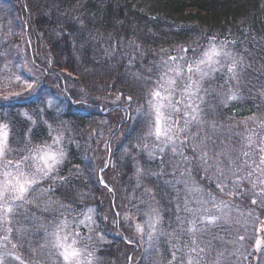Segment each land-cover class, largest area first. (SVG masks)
Masks as SVG:
<instances>
[{"label":"trees","instance_id":"1","mask_svg":"<svg viewBox=\"0 0 264 264\" xmlns=\"http://www.w3.org/2000/svg\"><path fill=\"white\" fill-rule=\"evenodd\" d=\"M17 3L18 27L20 24L25 31L34 63L43 69L46 78L59 85L64 95L61 104L49 106L47 99L52 94L44 91L43 84L39 96L0 99V124H7L9 129L10 151L6 160L14 164L24 162V157L32 159L33 154H38V147L50 144L65 152L57 169L49 177H42V186L48 190L43 198H49L48 209L28 204L29 225L36 226L37 218L41 223L49 222V229H54L67 220L80 232L89 251L94 252L96 264H123L122 256L121 262L119 258V263L115 260V250L108 248L107 242L118 243L123 246L122 253L129 255L142 254L145 249L139 251L140 242H134L127 225L116 218L121 210V195L130 215L144 227V215L150 208L159 209L164 224L183 215L185 208L181 203L194 184L202 187L207 196L218 195L217 202L223 200L217 184L224 185L225 192H229L235 177L218 179V173L216 177L214 173L203 174L190 138L183 146L178 145V150L182 147L189 157L185 162L180 155L173 154L170 146L154 137H145L149 121L143 113L148 110L149 91L156 87L167 66L182 62L180 57H185L186 65L194 63L215 37L216 44L227 41L226 46L246 57L238 54L237 79H231L229 73L221 77V72L214 80L218 87L227 81L233 88L235 85L239 99L227 101L226 93L218 92L214 106H204L202 110L205 121H215L216 130L206 123L195 127L199 134L211 137L206 144L210 156L226 146L236 149L233 156L238 155L242 136H247L249 130L264 137V118L248 119L261 112L264 115V0ZM0 43V52L8 48L3 34ZM170 57L177 59L173 62ZM70 75L82 90L69 87ZM112 95L118 96L120 103L110 106L92 100L109 99ZM54 134L62 136L60 144H53ZM145 144L147 148L143 147ZM100 149L102 154L98 157ZM102 167L106 185L100 178ZM138 167L144 170L142 174H137ZM242 185H247V181L237 187L239 192ZM86 216L92 220H86ZM19 223L22 225V220ZM89 236L91 240L87 239ZM160 238V247L169 251L167 255L172 258L176 249L170 247L168 238ZM183 240L184 246L191 244L189 236H183ZM179 253L176 251V256Z\"/></svg>","mask_w":264,"mask_h":264},{"label":"rangeland","instance_id":"2","mask_svg":"<svg viewBox=\"0 0 264 264\" xmlns=\"http://www.w3.org/2000/svg\"><path fill=\"white\" fill-rule=\"evenodd\" d=\"M2 2L6 3V5L4 4V7ZM19 6L20 3L18 4L17 0H0V34H3L8 43V48H5L2 52H0V96L7 94L6 96L16 100L28 98L33 95L39 96L40 92L43 91L44 84L46 86L44 91L52 94V96L48 97L47 101L51 100L52 106L59 103L61 104L64 99V95L59 88V85H55L52 83L51 79L46 78L44 76L43 69L34 63L35 61L33 60L32 51L31 49H28V39L26 38L25 31H23L20 24L18 27L17 20L18 13H20ZM0 45L2 46L1 43ZM217 45L220 46L221 44ZM226 50L231 52L232 56L238 61H240V56L246 59L245 56H242V54L228 46H226ZM35 58L39 60L37 56H35ZM181 60L182 62H176L174 66L177 64L186 66V63H184L185 60ZM222 63H225L223 58ZM227 63H231V59H229ZM174 66L169 64L167 68ZM216 67L219 68L220 66ZM204 71L207 72L208 75L200 81L201 89L194 101L200 103V108L202 110L204 106L210 108L214 106L212 102L216 99L218 92H220V94L226 93V96H228L230 93L227 88H230L232 91L236 90V86L234 85L233 88V85L230 84L229 81H227L222 87H218L216 85L217 83L214 82L221 72H223L221 73V77L227 76L228 72L226 67H224L223 70L217 71L205 68ZM17 76L21 77L19 81L16 80ZM187 76L188 73L185 71L184 76L177 80L178 89H182L188 82ZM69 78V87H76V90L83 89L73 80L74 77L70 75ZM193 78L196 80L200 79L198 74L194 75ZM25 81L28 83L36 81L38 83V87H36L34 91H30L27 89ZM16 93H22L23 95L18 96ZM110 97L111 98L109 99L95 97L92 98V100L94 99L93 102L99 103L105 102V105L110 106L118 104L121 101L118 96L112 95ZM176 98H180L179 91L176 93ZM201 98L202 102H200ZM99 107L102 108L103 106L99 105ZM181 107H183V105ZM259 114L260 115L255 116V120L260 117L264 118L262 112ZM177 116L182 117V113L174 115L173 119L175 120ZM201 118L204 120L202 112ZM197 132L198 130L195 127V124H192L190 132L187 134L191 136V133ZM54 135L55 137L57 136V134ZM200 135L204 136L203 133H200ZM107 142L108 140L105 142V147L107 146ZM197 142L199 143V140H197ZM177 143L179 145V142ZM53 144L57 145L54 142ZM49 146L54 150L60 149V147L53 146L52 144ZM101 154L102 150L100 149L98 157L101 156ZM199 163L198 166H200L203 174L214 173V177H216L214 169H209L206 172ZM39 165H41L39 159H33V157L32 159H26V161L24 160V162H21L20 170L29 175L35 174L38 177L39 182L25 197L26 201H30V203L20 204V210H17L16 207L14 215L10 217L11 223H5L3 225L4 228H14H12L13 231L10 236L11 243H8L6 248H0V251H13L16 255H20L21 258L27 262V264H62L60 258L57 256L56 250L51 247L52 237L50 234L55 231L56 228L49 229V222H44L42 220L41 223L37 218H35V225L37 227L29 225L30 216L27 213L28 204H33L40 210H47L50 204L46 203L49 200L48 197L47 200L43 199L44 197L46 198L45 195L48 190L45 186H42L44 182L42 179L44 177L42 178L41 174L37 172V166ZM3 170L15 172V164L11 168L0 169V171ZM102 170L103 167L100 169V178L102 183L106 185ZM199 188L202 189V187ZM233 188L234 184L232 183L229 192H225V187L223 188V191H221L220 195L222 196L220 199H223L222 201L227 205L226 207H222V209L216 207L217 204H220V202L216 201L218 195L210 194L207 196L204 192L202 193V191L195 193L188 192V196L181 204L184 205V208L187 207L188 209H191V211H186L184 209V214L180 216L177 215L174 222L171 224L163 223L164 218L158 208H150L144 215L147 220V224L146 227H144L143 234L137 232L136 224H140V222L137 221L135 217L130 215L126 205H124L125 200L121 195L122 198L121 196L119 197L121 210L117 211L116 218H119V220L123 221L127 225V230L131 233L132 237H134V242H140L141 247L139 251H142V249H145V251L142 254L138 252L137 254L130 253L129 255L122 253L123 246H120L118 243L107 242V246L108 248H113L115 250V260H118V258L120 259L122 256L123 264H169V261H171L172 258L167 255L169 254V251L166 252L160 247V236H165V238L169 239L171 248H173V245H177L178 248L184 249L183 236H189L186 231L189 227L188 222L195 220L197 222V228L201 229V231H198L196 234L199 245L200 247L208 249L206 254H204L205 264H216L218 255L220 257V264H264V204H261L260 197L256 195L259 188L253 190L251 185L247 182V185H242V191L239 192L237 187L235 188V191L238 192L239 195L233 194ZM213 197H215L214 202ZM253 199L257 200L256 204L251 203ZM186 200L188 201L187 205L185 204ZM205 201H207V203H205ZM153 209L156 211H153ZM156 215H159L161 219L160 222L156 224V231L153 233V239L149 241L148 232L151 231V229L148 227V224ZM204 215L221 216L222 219L214 225L201 223V218ZM110 217L112 221L115 220L114 215ZM20 220H22V225L19 223ZM18 228L22 229V231L17 232L16 229ZM66 232L69 234L70 240L78 233L79 235L76 236V238L79 240V246L82 248L87 246L84 243V239L81 237L82 235L80 232L76 229L74 230L72 225L67 224ZM113 232L117 233L116 231ZM6 234V232L0 231V236H4ZM14 236H16L17 240ZM176 237L180 238L179 241H177ZM241 237H243V239H240ZM258 240L261 241L259 246L257 245ZM12 244H16L17 247L13 249ZM179 252L177 260L173 262V264H180L183 251ZM115 260L114 263H116ZM5 264H20V262L14 260L11 256H5Z\"/></svg>","mask_w":264,"mask_h":264},{"label":"snow or ice","instance_id":"3","mask_svg":"<svg viewBox=\"0 0 264 264\" xmlns=\"http://www.w3.org/2000/svg\"><path fill=\"white\" fill-rule=\"evenodd\" d=\"M214 41L215 37H212L209 47L203 50L200 58L194 63H187L186 66L177 64L174 67H169L166 72L160 75L159 80L156 82V87L151 89L148 93L150 97L147 101L148 110L143 113V115L149 121V126L144 136L154 137L157 141H162L165 146H170L173 154L180 155L185 162L189 160V157L184 155L182 147L178 150L177 142H179L180 146H183L190 138L192 140L191 148L193 152L197 153V159L206 172L209 169H214L215 173L219 174L217 177L218 179H227L229 175L235 177L233 181V194L235 195H239V193L235 191V188L243 181H247L253 190L259 188L256 195L260 197L261 204H264V137H257L255 130H249L247 136H242L243 142L236 156L232 155V152L236 151V149L228 146L218 152H214L210 156L206 144L211 137L207 134L200 136L199 132H197L191 133L190 137L183 136V138H181V134L190 132L192 124L200 127L207 123L213 131L216 130L215 121L203 120L201 118L202 109L200 108V103L194 102L201 89L200 81L208 75L204 69L208 68L212 71H217L223 70V68L226 67L227 72L230 74V78L233 80L237 79V68L240 61L235 59L232 53L226 50L227 41L221 42L220 46ZM183 51L187 52V49ZM222 58L225 63H222ZM169 59L174 62L177 58L170 57ZM180 59H185V57H180ZM229 59H231V63H227ZM167 63L168 61H165V64ZM216 66L220 67L217 68ZM185 71L188 73V82L182 89H178L177 80L184 76ZM196 74L199 75V80L193 78ZM20 79L21 77H16L17 81ZM25 84L30 91H34L35 88L38 87L36 81L32 83L25 81ZM177 91L180 93L179 99L176 98ZM229 93L227 101L239 99L236 91L230 89ZM16 95L19 96L23 94L16 93ZM0 99H9V97L0 96ZM131 99V97H128L129 101H131ZM200 102H202V98ZM51 103L52 101L49 100V106H51ZM182 105L183 107H181ZM140 111L141 109L138 108L137 112L139 113ZM181 113L182 117L177 116L175 120L173 119L174 115ZM25 115H27V113H25ZM248 119L255 120L256 118L253 116ZM49 127L51 128V125H49ZM261 127H264V122H262ZM61 140L62 136L53 137V142L55 144H60ZM197 140H199V143H196ZM143 147L147 148L148 146L145 144ZM160 150L163 151L162 148ZM9 151L8 125L0 124V169L13 167L14 162L5 159ZM37 153L38 155L33 154V159H39L41 162V165L37 166V172L44 178L49 177L65 158V152L62 148L54 150L47 145L38 147ZM149 154L152 155L151 152ZM24 159L26 160L28 157H24ZM20 165L21 161L15 162V172L8 170L0 171V231L7 233L4 236H0V248H6L8 243H11L10 236L13 231L11 227L4 228L3 225L5 223H11L10 217L14 215L16 207L20 204L30 203V201H26L25 197L39 182L35 174L29 175L20 170ZM143 171L142 168H137L138 175L142 174ZM241 172L244 173L242 176L239 175ZM217 188L223 191L224 185L217 184ZM188 190L190 192L202 191V189L195 184ZM214 201L215 197H213V202ZM187 203L188 201L186 200L185 204L187 205ZM205 203H207V201H205ZM251 203L256 204L257 200L253 199ZM226 206L227 205L223 201L216 205L217 208L221 209ZM185 210L191 211V209L187 207ZM91 211L92 210L89 209V212ZM153 211L156 210L153 209ZM85 219L88 221L92 220L90 216H86ZM160 219L161 217L156 215L148 224V227L151 229V231L148 232L149 241L153 239V233L156 231V224L160 222ZM221 219V216L204 215L200 222L214 225ZM67 223V220H62L60 226H57L55 231L50 234L52 237L51 247L56 250L57 256L60 258L62 264H95L96 257L94 252L89 251L87 246L83 248L79 246V240L76 238V236L79 235L78 233L70 240L69 234L66 232ZM80 223L83 224L84 221H80ZM188 224L189 227L186 231L191 238V244L189 245L186 243L184 249H180L177 245H173V248L176 250L172 252V260L169 261V264H173V262L177 260L176 251H183L180 264H205L204 254H206L208 249L200 247L196 238L197 232L201 231V229L197 228V222L195 220L189 221ZM136 230L138 233L143 234L144 225L137 223ZM16 231L20 232L22 229L18 228ZM87 239L91 240V237L89 236ZM176 239L179 241L180 238L176 237ZM240 239H243V237ZM260 244L261 241L258 240L257 245L259 246ZM16 247V244H12L13 249ZM5 256L13 257V259L19 261L20 264H27L20 255H16L13 251H0V264H5ZM216 264H220L219 255L217 256Z\"/></svg>","mask_w":264,"mask_h":264}]
</instances>
